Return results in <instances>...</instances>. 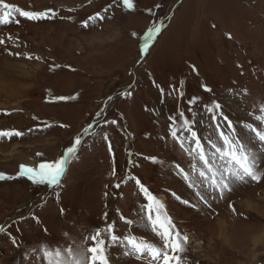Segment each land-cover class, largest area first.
I'll return each mask as SVG.
<instances>
[{
    "label": "rangeland",
    "instance_id": "374dc122",
    "mask_svg": "<svg viewBox=\"0 0 264 264\" xmlns=\"http://www.w3.org/2000/svg\"><path fill=\"white\" fill-rule=\"evenodd\" d=\"M3 3L46 16L12 12L0 25V132L22 133L0 136V264H42L38 248L84 242L109 223L121 238L155 242L137 215L147 201L136 179L187 237L182 264H264V153L259 182L233 183L205 203L176 174L189 158L167 135L170 115L199 119L213 98L242 136L239 122L259 124L248 113L259 115L264 103V0H132L131 9L122 0ZM194 96L202 102L189 112ZM61 158L58 184L20 172ZM109 251L110 264H147L119 246Z\"/></svg>",
    "mask_w": 264,
    "mask_h": 264
},
{
    "label": "snow or ice",
    "instance_id": "6c2138e0",
    "mask_svg": "<svg viewBox=\"0 0 264 264\" xmlns=\"http://www.w3.org/2000/svg\"><path fill=\"white\" fill-rule=\"evenodd\" d=\"M122 2L128 9L133 7L132 0H122ZM12 12H18L20 17L29 21L46 16L43 12L14 9L0 0V25L10 21ZM3 43L4 41L0 39V44ZM160 91L163 95L164 90ZM204 91L212 90L205 86ZM183 95L184 93L181 92V98ZM217 101L218 98H213L204 102L203 115L199 119H186L184 111H178L177 115L168 117L167 135L189 158L187 170L179 163L175 165L176 174L183 179L188 188L195 189V195L205 203L206 194H218L223 198L226 192L231 191L233 183L246 180L259 182L262 179L257 157L258 152L264 153V103L259 106V115L248 113L259 122L258 125L239 122V128L244 129L248 134L245 137L238 130L237 123L225 114L222 103ZM201 102V97L189 98L188 111L193 112V106L199 107ZM111 123L115 124L116 121L113 120ZM11 134L22 135L21 132H0V136ZM78 145H80L79 137L71 142L64 155L71 156ZM112 151L109 141V152ZM151 159L155 160V158ZM64 163L65 160L61 158L51 163H40L38 169L21 165L20 172L32 177L34 182L36 177H40L41 183L55 185L64 174ZM129 179L133 178L129 176ZM135 183L139 193L147 201L137 215L141 220L146 219V223L151 226L155 242L145 239L142 235L127 234L121 238L113 234V224L109 223L106 228H95L93 234L86 237L84 242L57 245L54 248L52 246L38 248L37 251L43 253L42 264H110L109 250L113 246L123 248L125 256H135L138 260L146 259L147 264H182L180 253L185 251L187 237L179 232L165 210V205L142 185L140 180L136 179ZM116 187H119V184ZM176 199L189 207H195L179 196H176ZM104 217L107 220L108 213H105ZM32 219L39 223L37 217L33 216ZM120 219L129 227L136 224L135 219L125 220L123 216H120Z\"/></svg>",
    "mask_w": 264,
    "mask_h": 264
},
{
    "label": "bare ground",
    "instance_id": "6f19581e",
    "mask_svg": "<svg viewBox=\"0 0 264 264\" xmlns=\"http://www.w3.org/2000/svg\"><path fill=\"white\" fill-rule=\"evenodd\" d=\"M2 85V84H1ZM2 87L3 88H5V87H7V86H5V85H2ZM5 90V89H4ZM11 95V94H10ZM9 95V96H10ZM215 224H216V227H217V229H218V236H220L219 238L221 239V238H223V240H222V242L224 243L225 242V234H223V231L225 230V227H226V224L224 225L223 223H222V221L220 220V218H218V219H216V222H215Z\"/></svg>",
    "mask_w": 264,
    "mask_h": 264
}]
</instances>
